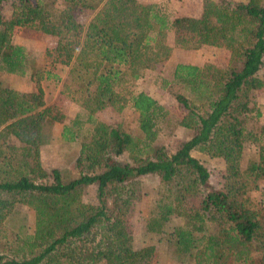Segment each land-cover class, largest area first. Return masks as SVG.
<instances>
[{
    "label": "trees",
    "instance_id": "1",
    "mask_svg": "<svg viewBox=\"0 0 264 264\" xmlns=\"http://www.w3.org/2000/svg\"><path fill=\"white\" fill-rule=\"evenodd\" d=\"M83 9L93 11L85 23L77 19ZM16 27L56 37L39 64L13 41ZM202 45L228 50V60L175 65L172 81L184 92L174 96L185 109L178 124L190 134L169 151L158 139L169 110L135 84L174 47ZM57 65L68 67L61 93L85 115L58 136L82 137L71 178L40 160L53 124L66 119L40 85L59 79ZM263 71L264 0H202L198 16L173 17L151 1L0 0V74L36 83L21 91L0 80V264H151L163 236L187 264H264V120L255 98ZM171 83L162 78V87ZM126 105L137 114L136 134L93 116ZM246 144L255 154L243 163ZM195 151L223 159L221 186ZM147 177L161 189L135 247L126 217ZM89 187L94 198L86 201ZM189 196H199L198 207ZM21 206L33 211L32 229ZM173 216L181 224L167 231Z\"/></svg>",
    "mask_w": 264,
    "mask_h": 264
},
{
    "label": "rangeland",
    "instance_id": "2",
    "mask_svg": "<svg viewBox=\"0 0 264 264\" xmlns=\"http://www.w3.org/2000/svg\"><path fill=\"white\" fill-rule=\"evenodd\" d=\"M151 1L162 4L163 9L169 14V17L178 15L198 16L202 10V0H140ZM90 9H83L79 12L78 21L85 23L92 15ZM9 17V11L5 12V18ZM12 39L15 43L23 45L27 51L35 57L39 64L41 54L45 49L51 48L56 44V37L45 34L39 31L31 30L26 27H16L12 33ZM167 41L173 44L172 32L167 34ZM228 50L211 45H202L196 50L182 49L174 47L168 59L158 63L154 69L147 70L143 77L136 81L135 87L142 90L155 98L160 104L169 110V115L161 123L159 142H161L169 151H173L177 145L190 134V130L178 124V120L185 113V109L175 99V92H184L179 84L172 81V74L177 63H190L195 65H203L205 62H212L217 66H225L228 60ZM67 66L57 65L54 72L59 76L58 80L47 79L41 80L40 85L44 91L46 102L54 103L60 107L65 114V121L62 123L55 122L52 126L53 138L40 147V160L44 170L48 171L51 168L60 170L63 178L75 177L78 174L76 167V157L78 145L82 137L76 141L60 140L59 134L62 131L63 125H70V120L79 114L80 120H84V112L80 107L69 98L61 93L62 82L66 76ZM264 72V71H263ZM162 78L170 80L172 83L169 88L162 87ZM0 80L6 82L13 88L21 91H31L35 89L36 83L28 76H18L13 74L2 73ZM256 101L260 106L259 120H264V88L256 91ZM95 119L103 121L111 125H119L130 131L137 133L136 112L126 105L122 109H117L111 106L98 110L93 115ZM82 135L86 131L87 124L82 125ZM254 147L246 144L243 152V163L251 158L255 153ZM209 169L210 182L214 186H221L224 173V162L220 157H209L198 151L193 152ZM127 157L125 154L122 158ZM260 192L264 199V180L259 181ZM143 196L133 200L126 217V226L129 234L132 237L133 245L139 247L143 241L144 221L152 209L153 202L157 198V190H160V184L155 177L144 178L141 183ZM262 190V191H261ZM83 198L86 201L93 200L94 189L89 187L83 193ZM189 205L199 206V196H189ZM20 216H26V223L33 228V211L30 208L21 206ZM181 224L180 218L171 217L166 223V230L171 229ZM2 227V223H0ZM151 264H187L186 261H181L177 257L172 241L161 237L156 244V251Z\"/></svg>",
    "mask_w": 264,
    "mask_h": 264
}]
</instances>
